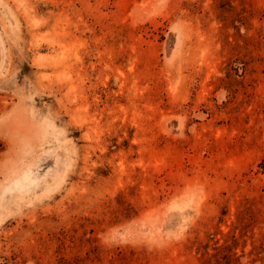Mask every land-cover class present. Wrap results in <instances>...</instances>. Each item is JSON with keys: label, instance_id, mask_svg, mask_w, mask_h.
<instances>
[{"label": "rangeland", "instance_id": "rangeland-1", "mask_svg": "<svg viewBox=\"0 0 264 264\" xmlns=\"http://www.w3.org/2000/svg\"><path fill=\"white\" fill-rule=\"evenodd\" d=\"M0 264H264V0H0Z\"/></svg>", "mask_w": 264, "mask_h": 264}]
</instances>
